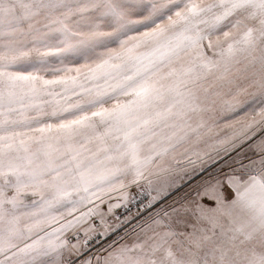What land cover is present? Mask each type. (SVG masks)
<instances>
[{"label":"snow or ice","instance_id":"6c2138e0","mask_svg":"<svg viewBox=\"0 0 264 264\" xmlns=\"http://www.w3.org/2000/svg\"><path fill=\"white\" fill-rule=\"evenodd\" d=\"M0 264H264V0H0Z\"/></svg>","mask_w":264,"mask_h":264}]
</instances>
